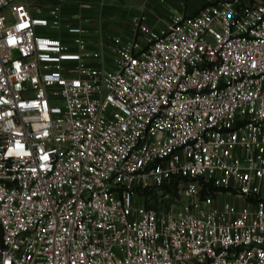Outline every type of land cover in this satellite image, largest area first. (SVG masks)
<instances>
[{
	"label": "built area",
	"instance_id": "2783aa9c",
	"mask_svg": "<svg viewBox=\"0 0 264 264\" xmlns=\"http://www.w3.org/2000/svg\"><path fill=\"white\" fill-rule=\"evenodd\" d=\"M205 1L94 43L0 0V264H264V0Z\"/></svg>",
	"mask_w": 264,
	"mask_h": 264
},
{
	"label": "crops",
	"instance_id": "0c3cea01",
	"mask_svg": "<svg viewBox=\"0 0 264 264\" xmlns=\"http://www.w3.org/2000/svg\"><path fill=\"white\" fill-rule=\"evenodd\" d=\"M35 9L46 13L59 0H24ZM80 3H91L93 9L81 11ZM206 4L205 0H65L63 16L71 20L81 13L89 22L83 21L89 31L91 42H97L108 34L121 33L125 36L132 17L144 13L148 23L157 30L166 29L175 15L193 16ZM78 23L77 21H75Z\"/></svg>",
	"mask_w": 264,
	"mask_h": 264
},
{
	"label": "trees",
	"instance_id": "16d2710c",
	"mask_svg": "<svg viewBox=\"0 0 264 264\" xmlns=\"http://www.w3.org/2000/svg\"><path fill=\"white\" fill-rule=\"evenodd\" d=\"M204 192L207 193V192H213L215 190V187L211 184V183H208V184H205V188H204ZM147 194H151V193H147Z\"/></svg>",
	"mask_w": 264,
	"mask_h": 264
}]
</instances>
